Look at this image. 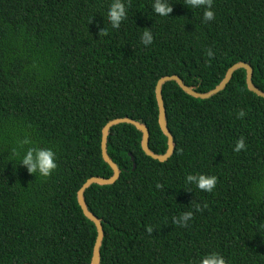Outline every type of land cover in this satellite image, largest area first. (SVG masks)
<instances>
[{
    "label": "trees",
    "instance_id": "16d2710c",
    "mask_svg": "<svg viewBox=\"0 0 264 264\" xmlns=\"http://www.w3.org/2000/svg\"><path fill=\"white\" fill-rule=\"evenodd\" d=\"M169 3L161 17L152 0H128L113 29L104 18L110 0H0V264H92L98 231L78 192L90 177L114 174L102 152L114 118L145 123L150 148L167 151L156 96L163 76L207 92L245 61L264 91V0H214L208 22L187 0ZM163 97L174 154L154 159L141 130L114 125L108 153L120 178L86 189L105 230L101 264H198L210 251L226 264H264V97L249 89L245 68L211 98L176 81ZM25 135L55 152L49 176L29 173L14 155L31 146L20 144ZM240 137L246 147L234 152ZM188 173L215 175L217 184L199 190L185 183ZM186 211L192 219L174 224Z\"/></svg>",
    "mask_w": 264,
    "mask_h": 264
},
{
    "label": "clouds",
    "instance_id": "9594fccd",
    "mask_svg": "<svg viewBox=\"0 0 264 264\" xmlns=\"http://www.w3.org/2000/svg\"><path fill=\"white\" fill-rule=\"evenodd\" d=\"M214 0H187V4L191 9L203 8V21L208 22L215 18V11L213 10ZM128 0H110V4L107 9L106 20L110 23L113 29L120 27L121 22L124 21L128 16ZM152 10L154 14L161 17L169 16L172 11V5L169 0H152ZM108 31L104 25L100 27V33L106 34ZM153 35L149 29H145L141 35L142 43L147 46L152 44ZM209 56L213 53L211 50L208 52ZM238 117L245 115L244 111L241 110L237 113ZM21 145H31L22 154L14 151V155L18 156L19 162L27 166L29 173H38L41 176H49L56 168V154L51 148H40L35 146V143L27 136L20 141ZM246 147L244 143V137H240L233 148L234 152H239ZM185 183L194 185L197 189L206 192H212L217 184V177L215 175H208L204 173H188L185 176ZM159 187V185H157ZM206 206V205H205ZM197 211L201 210L200 204L194 205ZM193 217L192 211L183 212L179 219L173 218V223L179 226H185ZM148 231L151 232L152 228L149 227ZM198 264H226L225 258L216 251H210L202 254L198 261Z\"/></svg>",
    "mask_w": 264,
    "mask_h": 264
},
{
    "label": "water",
    "instance_id": "95a60500",
    "mask_svg": "<svg viewBox=\"0 0 264 264\" xmlns=\"http://www.w3.org/2000/svg\"><path fill=\"white\" fill-rule=\"evenodd\" d=\"M239 68H245L247 71V85L249 89L256 94L264 97V91L259 88L258 86L255 85L253 76H254V67L249 63L245 61H239L232 65L223 80L213 89L207 91V92H200L198 91L195 87L189 86L186 84V82L177 74L174 75H166L163 76L162 78L159 79L157 86H156V96L158 100V105H159V123L162 128V131L168 138V149L165 153L159 154L154 152L150 148V130L149 127L138 120H135L131 117L125 116V117H117L112 120H110L103 128V136H102V152H103V158L104 160L112 167L114 174L110 177H102V176H93L90 177L80 188L78 192V200L79 203L83 209L84 214L92 220L96 227H97V239L95 242L94 246V252H93V257H92V264H101V247L103 245V239L105 236V230L104 226L102 224L101 218H99L94 212L90 210L88 207V203L86 202L85 198V192L86 189L89 188L92 184H112L116 182L121 175V169L119 165L113 160V158L110 156L108 153V137L110 134V130L114 125L121 124V123H130L135 125L139 130L142 131L143 133V138H142V147L143 150L147 153V155L153 157L154 159L160 160L162 162L168 160L175 152L176 148V142L174 139V135L172 134L169 126H168V120H167V111H166V106H165V101L163 97V86L166 82L169 81H176L181 88L187 92L188 94L196 97V98H202V99H208L219 92L223 91L228 83L231 81L233 78L234 72L239 69ZM134 159V157L132 156ZM136 168V164L134 163V169ZM25 264H30V263H25Z\"/></svg>",
    "mask_w": 264,
    "mask_h": 264
}]
</instances>
